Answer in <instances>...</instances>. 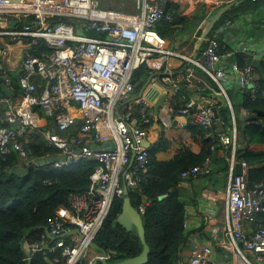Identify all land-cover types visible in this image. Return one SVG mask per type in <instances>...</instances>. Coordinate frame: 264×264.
<instances>
[{
    "label": "built area",
    "instance_id": "built-area-1",
    "mask_svg": "<svg viewBox=\"0 0 264 264\" xmlns=\"http://www.w3.org/2000/svg\"><path fill=\"white\" fill-rule=\"evenodd\" d=\"M167 1L179 8L165 13ZM225 1L0 0V21L6 23L0 27V79L13 91L6 95L0 88V171H25L30 164L61 170L88 161L97 163L90 188L73 193L70 206H60L49 219L53 245H45L40 237L34 239L25 260L49 248L61 250V255L54 257L55 264L111 261L109 252H91V243L114 198L124 196L127 182L135 185L132 172L126 171L133 154L135 171H147L151 159L143 141L145 125L154 117L150 95L161 91L156 71L178 59L179 64L174 65L181 77H163L164 85H170L164 109L168 117H185L213 131L217 135L213 152L228 148L225 158L230 164L228 192L223 200H215V206L226 211L228 224L213 226L204 239L190 234V254L178 264H222L220 249L229 264H264V226L249 232L232 228V223L241 220L252 224L255 213L264 211V187H249L245 174L235 173L238 165L249 172L251 164L239 157L241 123L228 91L229 87L244 89L246 96L258 98L264 41L258 44L240 36L237 42L232 37L228 43L227 32L238 21L235 17H226L207 29L214 9ZM114 2L121 7L112 6ZM201 10L203 18L192 34L187 31L168 40L153 30L163 19L173 20L175 13L192 17ZM13 20L18 21L14 26ZM93 32L101 37H94ZM41 41L51 51L37 55L34 50ZM13 42L23 43L21 69L15 71L18 89L12 70L5 65L10 56L8 44ZM144 63L149 66L152 83L144 96L133 97L144 79L136 77ZM222 104L230 112L229 120L219 116ZM40 133L59 150L56 156L33 155L30 144ZM13 154L16 162L3 164ZM213 163V157L208 156L184 170L181 178L207 176L213 172ZM140 210L144 211L145 205ZM198 221L195 212H187L186 232Z\"/></svg>",
    "mask_w": 264,
    "mask_h": 264
},
{
    "label": "trees",
    "instance_id": "trees-1",
    "mask_svg": "<svg viewBox=\"0 0 264 264\" xmlns=\"http://www.w3.org/2000/svg\"><path fill=\"white\" fill-rule=\"evenodd\" d=\"M257 2L264 4V0ZM248 4L242 3L233 8L232 12H247L251 8ZM178 8L179 6L174 4L169 12L172 13ZM200 15L201 12L192 17L175 13L173 20L165 18L157 24V27L163 36L175 39L184 32L194 31L203 18V15ZM225 18L224 15L216 26ZM31 20L32 18L28 19ZM91 34L100 35L97 32ZM50 51L51 49L43 41L34 50L37 55ZM259 70L262 78L258 98L254 100L250 96H245L243 102L244 108L249 114H254V118L247 119L248 123L243 130L240 127L246 135L248 147L239 150V157L248 160L251 164L249 169L251 185L264 183V60L259 62ZM141 73L139 72V75ZM11 77L14 86L18 89L15 72H11ZM219 116L224 120H229L231 117L227 108L220 109ZM159 122L166 123V119L160 115ZM189 130L193 139L201 144L199 152L192 150L190 146H184L170 160H160L157 157V147L161 140L155 141L151 148L152 164L145 173V180L138 181L137 186L130 188V196L135 207L139 208L145 200L150 201L143 216L147 240L151 246L150 260L146 264H177L179 260L185 258L183 253L191 245L190 233L196 231L192 229L186 232L184 228L188 202L183 194L184 179L181 178V174L213 155L212 147L217 144V135L213 131H206L196 126H189ZM30 147L35 156L59 152L56 147L46 142L41 133ZM16 158L17 156L13 154L3 164H14ZM215 164L216 169L205 176L212 184L223 181L221 177H217V174L223 173L225 178L228 177V159H217ZM96 166V162L88 161L70 169L54 170L42 165L30 164L25 171L19 168L7 172L0 171V264H55L54 257L61 255L60 249L55 251H50L49 248L43 249L44 252L35 254L30 261H27L25 243H31L40 237L45 245H53L54 241L46 235L49 219L60 206H70V196L73 193L85 192L89 188L91 174ZM122 206L121 198L114 201L95 239L99 246L111 253V261L122 260L139 253L136 240L140 242V239L136 230L128 231L119 224L117 226L113 224ZM206 225L203 222L198 229H205ZM34 227L38 229L26 236ZM203 234L207 236L206 232ZM78 264H88L87 259Z\"/></svg>",
    "mask_w": 264,
    "mask_h": 264
},
{
    "label": "crops",
    "instance_id": "crops-1",
    "mask_svg": "<svg viewBox=\"0 0 264 264\" xmlns=\"http://www.w3.org/2000/svg\"><path fill=\"white\" fill-rule=\"evenodd\" d=\"M258 0H232L230 2L225 1L224 5L219 7L218 9H214L212 17L217 14L218 10L222 7H226L225 16L227 17H235L236 21L235 24L229 29L227 32L228 40H226L229 43V40L232 39L235 42L239 40V37L243 33V31H247L244 29V25H247L249 28L250 36L248 35V39H255V41L258 43L261 35L264 31V4L261 5ZM249 3L248 5L251 7L249 11L243 12V11H235L232 12V9L236 6L241 5L242 3ZM255 5V6H254ZM223 18V17H222ZM221 18V19H222ZM220 19V20H221ZM249 22H252L250 25ZM216 25V24H214ZM213 25V26H214ZM6 23L4 21H0V27H5ZM207 29H210L212 26L211 23H208ZM218 26V25H217ZM173 38V37H172ZM2 39H8V37H4ZM174 39V38H173ZM10 49V56L7 57L5 61V65L12 70V72H15L17 70L21 69V61H22V54H23V43L22 42H13L8 44ZM171 62L173 64H179L178 59H172ZM235 90V89H233ZM245 108L243 106L242 108V115L243 119L245 118ZM248 118L246 117V120H242L240 123V127L244 128V126L248 123ZM158 126V136L155 140L158 142L159 139L160 144L159 147H157V157L160 160H170L173 158L179 151L182 150L184 146H190L192 150L199 152L201 150V144L199 142H196L193 137L192 133L188 129H182L178 128L175 124L174 119H171L170 117L166 119V123L161 124L158 120L155 121V124L151 128V133L153 127L156 128ZM150 133V138H151ZM243 134V132H242ZM246 136V135H245ZM152 139V138H151ZM154 145V144H153ZM240 149H245L248 147V142L246 140L240 139ZM228 152V148H219L218 150L213 152V170L216 169L215 161L218 159L225 158ZM217 177H221L223 181H218L217 184H212L211 181L205 177V176H199L197 178H192L189 180L184 181L183 185V194L184 197H190L192 198L193 205H195V202L197 203L202 199L206 198L209 195H217L216 199L218 201H221L225 198L226 194V187L228 184L229 177L225 178L223 173L217 174ZM196 196V198H195ZM204 198V199H205ZM196 203V204H197ZM242 224L246 227L254 226L258 227L260 225H264V215H260L258 217L257 222H253L252 224L247 221H242ZM26 247V246H25ZM189 248V247H188ZM191 249H186L184 251V255L188 256L190 254ZM218 257L222 264H229L228 259L226 257V253L223 249L218 250Z\"/></svg>",
    "mask_w": 264,
    "mask_h": 264
},
{
    "label": "bare ground",
    "instance_id": "bare-ground-1",
    "mask_svg": "<svg viewBox=\"0 0 264 264\" xmlns=\"http://www.w3.org/2000/svg\"><path fill=\"white\" fill-rule=\"evenodd\" d=\"M106 3L107 2H105V4ZM114 3L117 4V7L116 8H119V3H117V2H114ZM153 30H155L161 37H163L165 39H168V40H173L172 37L163 36L160 33V31L158 30L157 25H155L153 27ZM93 36L94 37H99V38L101 37L100 35H93ZM152 61L156 65L157 64H160L159 62H157L155 60H152ZM167 68H169V70H166ZM148 70H149V66H148L147 63H144L143 65H141V67L137 70L136 77H143L144 79H143V82H141L137 86V88L135 90V94H134L133 97H141V96H144L145 93H146V91H147V88L152 83V77H151V74L148 72ZM139 72H142V73L139 75ZM156 75H158L159 76V79H160V85H159V87L161 88V91L154 93V95H150V99L154 103L153 104L154 117L152 118V120L149 123H147L145 125V128L147 130V135L145 136L144 141H143L144 146H146L148 148V150H149L150 159H151L150 164H149V166L147 168V171L149 170V168H150V166L152 164V152H151V148H152L153 144L155 143V141H153V140H155L157 138L158 131H159L158 126H157L156 128L153 127L152 133H151V128L155 124V121L156 120L159 121V118H160V107L162 105H167L165 103H166L167 95L169 94V89H170V85L169 84L164 85L163 77L169 76L171 78L178 79L179 77H181L182 73L180 72V70L178 69V67L176 65L172 64L170 66L164 65L161 69H157ZM159 100H160V104L158 105V108H157V103L159 102ZM214 111H215V108H214ZM244 113H245V117L247 116L248 119H249V116L250 115H253L254 116V114H249V112L246 109H245ZM170 118L171 119H174L175 124H176V126L178 128L188 129V130H189V126H196V127L202 128L200 126H197V125L193 124L192 122H190L189 120H187L185 117H177L175 114H173L172 116H170ZM150 133H151V138L152 139L150 138ZM57 153L58 152H55L53 154H43V156H47V155H54V156H56ZM135 163H136V155L133 154L132 157H131V160H130L127 168H126V171L128 173H131L132 172V178L135 181V185L134 186H137V182L138 181L145 180V177H146L145 173L147 171H145V172H143V171L136 172L135 171ZM229 170H230V164L228 165V171ZM235 173L237 175H244L245 174L249 187H256V186L264 187V183H254L253 185H251L250 184V172L245 173L243 171L242 167H240V169L238 168V166L235 167ZM186 180H188V179H186ZM184 181H185V179H184ZM184 181H183V183H184ZM127 183H126V186L129 188V191H130V188L133 185L131 186V185H128ZM90 186H91V184H90ZM90 186H89V188H90ZM227 192H228V184H227V187H226V194H227ZM226 194H225V196H226ZM165 195H167V194H165ZM123 197H115L114 200H113V203H114L115 200H117L119 198H121L123 200ZM216 197H217V195H212V196L209 195L206 198L204 197L205 199L202 198L197 204L192 205L193 206L192 208L189 205H187L186 214H187V212H195L196 218L199 220L197 222V225L192 228V229H196V231H194L193 233H190V234H193L194 236H196V237H198L200 239H204L206 237V234H203V232H206L207 235H209L208 233H210V230H211V228L213 226L222 228V227H224V226H226L228 224V216H227L226 211L223 208L220 210L219 209V206H215ZM113 203H112V206H113ZM149 204H150V201L149 200L148 201L145 200L141 204V205H145V210L144 211H141L140 210V207L138 208V210L141 213L144 214L145 211H146V208L148 207ZM260 215H264V211H260V212L255 213V215H254L255 216L254 222H257L258 221V217ZM185 218H186V215H185ZM105 220H104V222H105ZM242 221H244V220H241L240 222H238L236 224H233L232 223V228L234 230H236L237 228H239V229H242V230L248 231V232L251 230V228H254V229L257 228V227H254V226L246 227V226H244L242 224ZM104 222H103V224H104ZM203 222H205L207 224L206 225V228L205 229H201V228L198 229L202 225ZM260 226H264V225H260ZM182 261L183 260H179L177 262V264L179 262H182Z\"/></svg>",
    "mask_w": 264,
    "mask_h": 264
},
{
    "label": "water",
    "instance_id": "water-1",
    "mask_svg": "<svg viewBox=\"0 0 264 264\" xmlns=\"http://www.w3.org/2000/svg\"><path fill=\"white\" fill-rule=\"evenodd\" d=\"M172 2L167 1L165 5V13L168 12ZM226 12V7H222L218 10L217 14L214 16V18H211L212 25H214L219 19H221ZM17 20L11 21V25L17 24ZM2 68V65L0 64V69ZM0 88L2 89L3 93L6 95H12L13 91L10 89L9 86L1 82L0 79ZM160 104V100L157 103ZM215 112L218 115L217 108H215ZM254 118L253 115L249 116V120ZM240 165H238V168L240 169ZM144 214L141 213L137 207L134 206L132 203V199L130 196L129 188L125 187V195L123 197V206L122 210L119 213L118 217L114 219L113 224L117 226L118 224L126 228L128 231L136 230L140 242L136 240V243L138 244V250L139 253L135 256L128 257L122 260H116V261H108L106 258L102 259L100 263L98 264H146L150 260V253H151V246L148 243L147 240V234H146V227L144 224ZM38 227H34L31 229L26 236L30 235L34 231H36ZM76 233H79V229H75ZM46 233L47 236L51 239H54V237L50 234V231L48 227L46 226ZM142 244V246L140 245ZM92 248L95 249V251H101L102 253L106 254V250L99 246L95 241L91 243Z\"/></svg>",
    "mask_w": 264,
    "mask_h": 264
},
{
    "label": "rangeland",
    "instance_id": "rangeland-1",
    "mask_svg": "<svg viewBox=\"0 0 264 264\" xmlns=\"http://www.w3.org/2000/svg\"><path fill=\"white\" fill-rule=\"evenodd\" d=\"M108 3V2H107ZM106 5V4H105ZM112 6H114V7H117V4L116 3H112L111 4ZM224 5V4H223ZM222 5V6H223ZM119 7H121V6H119ZM131 9H133V8H131ZM198 12H201V13H203L204 11L203 10H201V11H196V14L198 13ZM200 16H202V15H200ZM244 29L245 30H247V31H249V28L247 27V25H244ZM247 31H243V33L241 34V36H244L245 38H247V36L249 35L250 36V33L249 32H247ZM193 33V31H189V34H192ZM263 41H264V31H263V34L261 35V37H260V39H259V42H258V44H261V43H263ZM229 90V93H230V96H231V98H232V101H233V104H234V107H235V111H236V116H237V118H238V121L239 122H241L242 120H246V117L243 119V115H242V108H243V102H244V100H245V96H246V91L244 90V89H239V90H233V88L232 87H229L228 88ZM141 90V89H140ZM227 107L224 105V104H222V106H221V110H223V109H226ZM160 115L163 117V118H165V119H168L169 117H168V115H167V112L165 111V109H164V105H162L161 107H160ZM239 137H240V139L242 138V140H245V135L244 134H242V131H240V133H239ZM186 198V200H187V202H188V205L192 208L193 206V201H192V198H190V197H185ZM219 209L221 210L222 209V207H219ZM25 248L27 249V248H29V243H25ZM93 251H95V249H91V252H93Z\"/></svg>",
    "mask_w": 264,
    "mask_h": 264
},
{
    "label": "clouds",
    "instance_id": "clouds-1",
    "mask_svg": "<svg viewBox=\"0 0 264 264\" xmlns=\"http://www.w3.org/2000/svg\"><path fill=\"white\" fill-rule=\"evenodd\" d=\"M16 25V24H15ZM14 26V25H13ZM26 249V248H25Z\"/></svg>",
    "mask_w": 264,
    "mask_h": 264
}]
</instances>
